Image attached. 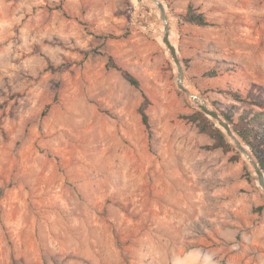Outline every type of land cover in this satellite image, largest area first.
<instances>
[{
    "label": "rangeland",
    "instance_id": "rangeland-1",
    "mask_svg": "<svg viewBox=\"0 0 264 264\" xmlns=\"http://www.w3.org/2000/svg\"><path fill=\"white\" fill-rule=\"evenodd\" d=\"M164 2L197 93L264 110V0ZM157 15L0 0V264H264V192L235 145L237 160L182 117L197 108Z\"/></svg>",
    "mask_w": 264,
    "mask_h": 264
},
{
    "label": "trees",
    "instance_id": "trees-1",
    "mask_svg": "<svg viewBox=\"0 0 264 264\" xmlns=\"http://www.w3.org/2000/svg\"><path fill=\"white\" fill-rule=\"evenodd\" d=\"M190 6L188 12L183 15L185 21L196 24H206V19L202 13L195 12ZM124 36V35H122ZM113 35H104L103 38H114ZM120 37V36H119ZM109 67H114L122 71L124 77L136 87H140L141 83L136 76L129 70L122 68L111 56L108 63ZM235 98L241 99L242 97L235 91H229ZM144 100L139 107V112L142 115L143 123L147 128H150L149 115L147 109L150 100L146 94L143 95ZM216 108L222 115L232 124L237 134L251 147L254 155L257 157L262 168L264 169V110H255L252 107L244 108L241 113L237 114L235 107L231 105H224L218 100L213 101ZM183 118L190 122H195L201 132L208 133L214 139L212 148H222L225 152L236 151L233 159H240L241 153L237 151L230 138L227 137L224 130L219 127L216 122L205 115L199 109H195L190 114H183ZM262 119V120H261Z\"/></svg>",
    "mask_w": 264,
    "mask_h": 264
},
{
    "label": "water",
    "instance_id": "water-1",
    "mask_svg": "<svg viewBox=\"0 0 264 264\" xmlns=\"http://www.w3.org/2000/svg\"><path fill=\"white\" fill-rule=\"evenodd\" d=\"M154 1L155 4L153 2H145V3L154 8L158 7L163 11V19L165 22L164 25L165 32L163 34V40L167 43L170 50L171 60L174 62L176 66V70H177L176 81L179 89L185 93L192 106L196 107L197 109L202 111L205 115L213 119L216 122V124L224 130L228 138L238 137V141L237 143H235L236 148L240 152H245L247 156V160L251 164L254 173L256 175L257 183L260 186L261 190L264 192V169L262 168L257 157L251 151L249 145L245 143L244 140L237 134L232 124L222 115V113L212 104H210L209 101L202 94L193 92L184 86L186 80L185 66L183 63V59L180 55L179 48L175 46L170 40V36H171V28L169 26L170 15L167 12L165 2L161 0H154ZM241 143L247 146L249 150L247 151L245 147L241 145Z\"/></svg>",
    "mask_w": 264,
    "mask_h": 264
},
{
    "label": "bare ground",
    "instance_id": "bare-ground-1",
    "mask_svg": "<svg viewBox=\"0 0 264 264\" xmlns=\"http://www.w3.org/2000/svg\"><path fill=\"white\" fill-rule=\"evenodd\" d=\"M161 1H163L164 2V0H161ZM145 2H153L154 4H155V1L154 0H145ZM166 5V4H165ZM167 8V7H166ZM156 10H157V17L159 16V18H160V20H159V24L157 25V28H158V30H157V32L155 31L153 34H154V36H157V39L159 40V42H160V44L165 48V51H166V53L168 54V55H170V50H169V47H168V45H167V43L163 40V34H164V32H165V27H164V25H165V22H164V19H163V11L160 9V8H155ZM167 12H168V10H167ZM156 20H158V19H156ZM169 26H170V28H171V36H170V40H171V42L175 45V46H177L178 47V43H177V36H176V33H175V29H174V22L171 20V19H169ZM170 57H171V55H170ZM184 86L187 88V89H189V90H191V91H193V92H198L195 88H194V86L190 83V82H188V81H186L185 80V83H184ZM209 105V104H208ZM210 106V105H209ZM230 140L232 141V143L235 145V147H236V144L235 143H237V141H238V137L236 138H230ZM239 144H240V142H239ZM241 145L242 146H244L245 147V149L248 151L249 150V148L247 147V146H245L244 144H242L241 143ZM242 154H243V156H244V158L247 160V156H246V154H245V152H241ZM248 161V160H247Z\"/></svg>",
    "mask_w": 264,
    "mask_h": 264
}]
</instances>
